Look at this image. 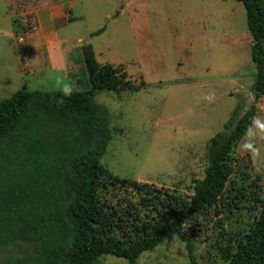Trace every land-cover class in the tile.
Wrapping results in <instances>:
<instances>
[{"label":"rangeland","instance_id":"rangeland-1","mask_svg":"<svg viewBox=\"0 0 264 264\" xmlns=\"http://www.w3.org/2000/svg\"><path fill=\"white\" fill-rule=\"evenodd\" d=\"M61 1L0 0V102L23 86L43 93L88 90L81 48L90 45L98 63L125 72L130 84L95 93L111 115V141L100 160L105 169L120 180L190 197L204 177L209 140L223 131L232 112L240 117L254 105V120L234 156L250 161L264 191V95L254 100L252 39L240 2L73 0L76 19L56 23L60 39L75 47L63 52L70 68L65 76L53 69L59 60L54 62L41 38H29L26 17L33 8ZM218 218L199 217L185 227L196 264H225L214 246ZM22 254V244L9 245L0 248V261ZM99 264L127 261L105 255ZM135 264H189V256L185 243L170 236Z\"/></svg>","mask_w":264,"mask_h":264},{"label":"trees","instance_id":"trees-1","mask_svg":"<svg viewBox=\"0 0 264 264\" xmlns=\"http://www.w3.org/2000/svg\"><path fill=\"white\" fill-rule=\"evenodd\" d=\"M235 1L245 9L252 39L257 101L264 95V0ZM81 49L88 90L23 86L0 102V248L23 245L21 256L0 264H99L105 255L135 264L170 236L185 243L189 264H196L185 227L213 214L223 216L214 246L225 264H264V191L250 161L234 156L255 106L240 117L232 112L209 140L204 177L192 196L120 180L100 163L111 141V115L94 97L130 84L125 72L98 63L90 45Z\"/></svg>","mask_w":264,"mask_h":264},{"label":"crops","instance_id":"crops-1","mask_svg":"<svg viewBox=\"0 0 264 264\" xmlns=\"http://www.w3.org/2000/svg\"><path fill=\"white\" fill-rule=\"evenodd\" d=\"M73 5V0L61 1L58 4L53 2L42 9L33 8L32 11L26 14L27 19L31 18L30 25L27 23L30 26L29 38L34 39L36 36L41 38L54 62L56 59L59 60L56 61L57 65L53 69L63 71L65 76H68L70 68L62 58V55H64L63 52H66L65 54H71L75 50V47L70 45L67 37L60 39L57 34L56 23H61L62 26H66V23L76 19L71 15ZM78 19H83V17L79 16L77 17Z\"/></svg>","mask_w":264,"mask_h":264},{"label":"built area","instance_id":"built-area-1","mask_svg":"<svg viewBox=\"0 0 264 264\" xmlns=\"http://www.w3.org/2000/svg\"><path fill=\"white\" fill-rule=\"evenodd\" d=\"M20 41H22V39H20Z\"/></svg>","mask_w":264,"mask_h":264}]
</instances>
